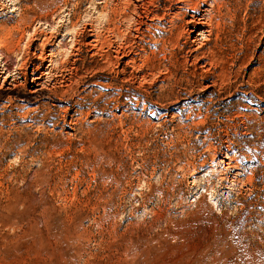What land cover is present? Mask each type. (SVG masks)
Masks as SVG:
<instances>
[{
    "label": "rangeland",
    "instance_id": "1",
    "mask_svg": "<svg viewBox=\"0 0 264 264\" xmlns=\"http://www.w3.org/2000/svg\"><path fill=\"white\" fill-rule=\"evenodd\" d=\"M97 5L0 0V48L16 47L0 55V264H264V83L243 116L242 92L159 100L161 81L99 109L97 81L135 78L86 71L84 44L72 55L66 27L86 40Z\"/></svg>",
    "mask_w": 264,
    "mask_h": 264
},
{
    "label": "bare ground",
    "instance_id": "2",
    "mask_svg": "<svg viewBox=\"0 0 264 264\" xmlns=\"http://www.w3.org/2000/svg\"><path fill=\"white\" fill-rule=\"evenodd\" d=\"M96 10L95 21L82 27L84 30L88 28L86 40L81 42L77 38L79 33L83 32L77 28V21L70 23L71 28L66 25V31L72 37V46H69L72 55L81 54L84 44L90 52V60H86L84 66L86 71L100 72L101 76H104L103 73H115L117 76L124 75L128 68L134 75L132 78H135L130 83L131 87L125 88V91L123 83L118 84L113 80L97 81L98 88L95 87L94 91L98 94L96 103L99 109L118 101L121 95L145 93L152 97L148 87H153L156 82L161 81L168 84L160 94L155 95L159 100L178 98L175 93L182 85L190 88V94L196 90V86L204 89L221 86L227 92H242L244 96L236 100L231 109L243 116L244 113L240 110L244 108L242 100H245L247 95L260 91L264 83V49L259 51L264 31V0H100ZM26 41V45L30 44L29 40ZM15 50L16 47L10 50L0 48V55L9 51L11 56L10 51L14 53ZM65 53L61 52L62 56ZM256 56L258 66L246 74L243 70ZM4 60L6 64L2 65V68L9 71L12 65L8 56H5ZM61 63L64 64V61ZM16 69L19 74L23 71L22 65H18ZM1 74L2 69L0 86L4 84L6 76L1 78ZM31 81L32 84H38L39 77H33ZM168 93L170 95H167ZM77 103L83 106L85 101Z\"/></svg>",
    "mask_w": 264,
    "mask_h": 264
}]
</instances>
